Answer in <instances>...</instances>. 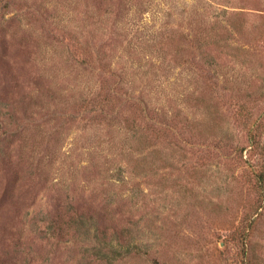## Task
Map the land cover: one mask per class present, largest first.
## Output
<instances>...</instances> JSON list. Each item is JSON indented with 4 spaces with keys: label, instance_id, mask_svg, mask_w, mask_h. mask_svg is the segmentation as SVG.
I'll list each match as a JSON object with an SVG mask.
<instances>
[{
    "label": "rangeland",
    "instance_id": "obj_1",
    "mask_svg": "<svg viewBox=\"0 0 264 264\" xmlns=\"http://www.w3.org/2000/svg\"><path fill=\"white\" fill-rule=\"evenodd\" d=\"M248 128L264 0H0V264H264Z\"/></svg>",
    "mask_w": 264,
    "mask_h": 264
},
{
    "label": "trees",
    "instance_id": "obj_2",
    "mask_svg": "<svg viewBox=\"0 0 264 264\" xmlns=\"http://www.w3.org/2000/svg\"><path fill=\"white\" fill-rule=\"evenodd\" d=\"M256 129V127H255ZM247 142H248V146L249 148H253L256 149L257 153L259 155H261L262 157V162L260 164V169L259 171L255 172V186L257 185V183H260V189L264 184V141L261 139V137L258 136V134L252 130H249V128L247 129ZM239 154H240V150H239ZM261 191V190H260ZM260 195V192H259ZM264 199V195H260L257 200L258 202L256 203V205L254 206V211H256L257 209L260 208L261 204H262V200ZM264 202V200H263Z\"/></svg>",
    "mask_w": 264,
    "mask_h": 264
}]
</instances>
